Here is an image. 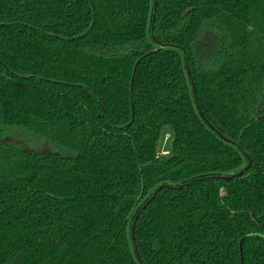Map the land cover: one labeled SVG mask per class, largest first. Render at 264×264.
<instances>
[{
  "label": "trees",
  "instance_id": "trees-1",
  "mask_svg": "<svg viewBox=\"0 0 264 264\" xmlns=\"http://www.w3.org/2000/svg\"><path fill=\"white\" fill-rule=\"evenodd\" d=\"M0 264H264V0H0Z\"/></svg>",
  "mask_w": 264,
  "mask_h": 264
},
{
  "label": "rangeland",
  "instance_id": "rangeland-1",
  "mask_svg": "<svg viewBox=\"0 0 264 264\" xmlns=\"http://www.w3.org/2000/svg\"><path fill=\"white\" fill-rule=\"evenodd\" d=\"M15 128L14 133L11 136L4 134L2 139L6 140L7 142H15L18 145L21 144L26 147L36 148L40 150H52L56 152L62 153L65 149L60 147L55 142L48 141L46 137L38 136L32 133L31 131H20L16 130ZM172 131L169 129H165L158 145L159 154H168L171 150V141H172Z\"/></svg>",
  "mask_w": 264,
  "mask_h": 264
},
{
  "label": "water",
  "instance_id": "water-1",
  "mask_svg": "<svg viewBox=\"0 0 264 264\" xmlns=\"http://www.w3.org/2000/svg\"><path fill=\"white\" fill-rule=\"evenodd\" d=\"M250 165V164H249ZM243 172H239V175H241ZM163 186H160L158 189H161ZM135 223H136V220L134 221L133 223V228H132V236H134V229H135Z\"/></svg>",
  "mask_w": 264,
  "mask_h": 264
}]
</instances>
